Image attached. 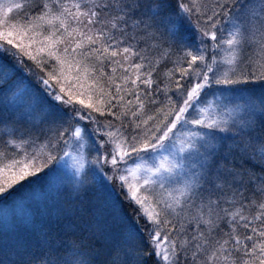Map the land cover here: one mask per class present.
Here are the masks:
<instances>
[{
	"label": "snow or ice",
	"instance_id": "obj_1",
	"mask_svg": "<svg viewBox=\"0 0 264 264\" xmlns=\"http://www.w3.org/2000/svg\"><path fill=\"white\" fill-rule=\"evenodd\" d=\"M0 264H264V0H0Z\"/></svg>",
	"mask_w": 264,
	"mask_h": 264
}]
</instances>
